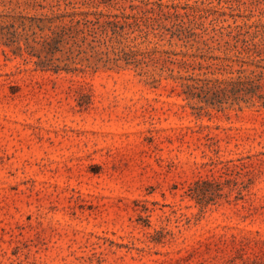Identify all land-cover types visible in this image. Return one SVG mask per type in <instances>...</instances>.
<instances>
[{"label": "rangeland", "instance_id": "374dc122", "mask_svg": "<svg viewBox=\"0 0 264 264\" xmlns=\"http://www.w3.org/2000/svg\"><path fill=\"white\" fill-rule=\"evenodd\" d=\"M67 1L118 14L126 55L0 44V264H264V106L226 84L264 93V0Z\"/></svg>", "mask_w": 264, "mask_h": 264}, {"label": "trees", "instance_id": "16d2710c", "mask_svg": "<svg viewBox=\"0 0 264 264\" xmlns=\"http://www.w3.org/2000/svg\"><path fill=\"white\" fill-rule=\"evenodd\" d=\"M62 3L63 7L61 0H0V44L15 56L32 61L35 69L54 73L94 72L126 55L119 48L117 57L109 56L118 48L113 40L118 33V14L78 10L67 0ZM251 74L226 84L231 89L241 85L245 94L250 93L240 97L242 102L264 106V93L259 92L262 75Z\"/></svg>", "mask_w": 264, "mask_h": 264}]
</instances>
